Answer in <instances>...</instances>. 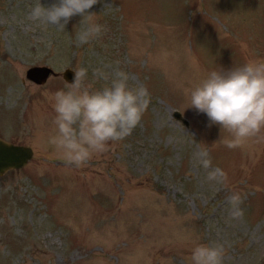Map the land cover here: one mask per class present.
<instances>
[{
  "label": "rangeland",
  "instance_id": "1",
  "mask_svg": "<svg viewBox=\"0 0 264 264\" xmlns=\"http://www.w3.org/2000/svg\"><path fill=\"white\" fill-rule=\"evenodd\" d=\"M36 3L0 0V138L33 150L0 175V264H193L200 244L223 264H264V129L229 149L230 133L187 108L211 71L264 62V0H98L63 33L31 19ZM90 22L102 32L81 44ZM33 65L84 67L91 91L104 83L94 70L123 71L148 108L128 137L67 164L48 144L49 97L70 84L33 83Z\"/></svg>",
  "mask_w": 264,
  "mask_h": 264
},
{
  "label": "clouds",
  "instance_id": "2",
  "mask_svg": "<svg viewBox=\"0 0 264 264\" xmlns=\"http://www.w3.org/2000/svg\"><path fill=\"white\" fill-rule=\"evenodd\" d=\"M98 0H59V4L43 7L39 0L31 9L33 21L65 32L69 19L80 15L92 21L89 12ZM102 26L90 22L81 28L77 40L86 44L97 38ZM88 70L75 72L68 91H57L49 98L54 101L53 120L57 134L48 144L63 154L67 164L83 166L92 155L107 150L109 141L128 137L142 120L149 99L143 87H129L123 71L108 74L96 69L93 76L101 80L99 90L91 91L86 83ZM189 107L207 115L211 124L219 125L231 134L225 140L229 149L241 146L264 129V62L248 63L227 73L211 71L207 78L190 93ZM241 202L239 194L230 198L233 205ZM193 264H223V251L218 245H197L192 250Z\"/></svg>",
  "mask_w": 264,
  "mask_h": 264
},
{
  "label": "water",
  "instance_id": "3",
  "mask_svg": "<svg viewBox=\"0 0 264 264\" xmlns=\"http://www.w3.org/2000/svg\"><path fill=\"white\" fill-rule=\"evenodd\" d=\"M61 76L65 82L74 83L75 73L72 69L65 68L61 72L54 71L47 65H33L26 70L25 76L35 84H44L50 76ZM173 116L184 126H188L186 120L178 110L173 111ZM33 150L26 145H18L0 138V175L11 169L23 167L32 157Z\"/></svg>",
  "mask_w": 264,
  "mask_h": 264
}]
</instances>
